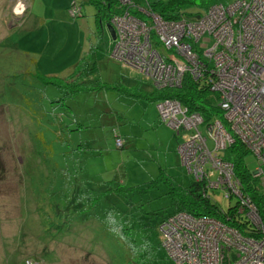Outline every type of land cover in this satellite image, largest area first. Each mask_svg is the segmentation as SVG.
Wrapping results in <instances>:
<instances>
[{
	"label": "rangeland",
	"instance_id": "obj_1",
	"mask_svg": "<svg viewBox=\"0 0 264 264\" xmlns=\"http://www.w3.org/2000/svg\"><path fill=\"white\" fill-rule=\"evenodd\" d=\"M31 1L0 0V264H128L122 245L104 233L97 215L74 216L68 221L58 211V191L66 179L73 180L64 176V168L77 160L74 146L83 143L92 150L98 147L99 153L89 152L95 158L90 155L88 172L95 180L107 171L109 180L116 179L121 187L133 189L160 177L158 169L162 167L170 183L174 179L169 175L190 186L194 176L177 161L178 145L190 133L182 131L181 138L175 137L176 130L160 122L157 103L145 97L146 93L156 92L153 83L112 58L115 42L108 23L104 22L103 29L94 23L96 7L83 6L84 15L73 17L70 6L63 8L66 1L61 7V0H50L46 17L56 11L55 16L62 15L64 23L49 24L35 34L40 18L31 14L30 20L22 18L11 28L18 17L25 16ZM77 1L81 7L83 0ZM139 1L141 6H147L146 0ZM236 1L196 0V5L187 7L185 13L197 17L205 7L232 5ZM91 28L99 32V39L90 32ZM207 40L204 37L201 45L212 47L214 43ZM91 44L98 47L99 64L90 79H100L101 83L88 84L83 87L87 92L77 91L74 98L65 97L70 89L50 83L48 78L70 76L74 64L81 61ZM114 129L128 139L123 150L116 148ZM202 131L206 135V129ZM58 134L66 137L62 145ZM208 146L215 152L213 140L209 139ZM61 149L69 151L67 158L58 155ZM227 150L219 151V155L231 163L224 159L229 156ZM245 158L248 169L257 176L258 157L248 154ZM212 177L217 183L218 172ZM231 190L230 200L222 186L210 188L209 194L224 209L236 201L242 207L240 193L236 195L233 187ZM165 191L161 187L140 197L126 195L124 201L126 210L135 209L134 218L140 221L137 226L144 228L155 244L159 234L149 226L157 225L164 214L168 216L173 211L172 198L164 195ZM258 228L256 232L262 237Z\"/></svg>",
	"mask_w": 264,
	"mask_h": 264
},
{
	"label": "built area",
	"instance_id": "obj_2",
	"mask_svg": "<svg viewBox=\"0 0 264 264\" xmlns=\"http://www.w3.org/2000/svg\"><path fill=\"white\" fill-rule=\"evenodd\" d=\"M120 2L125 11L113 16L110 22L117 34L112 58L137 70L156 87L166 89L181 88L186 73L200 79L208 72L213 77L211 89L220 94L231 131L259 159L256 173L264 188V0L215 4L191 21H168L147 13L154 27L130 13L134 0ZM70 11L72 15H81L76 4ZM152 30L165 50L172 52L169 58L152 44ZM206 36L208 42L214 43L212 47L201 45ZM157 108L162 122L177 134L190 133L178 152L195 181L205 180L209 189L222 186L227 198L232 196L233 187L236 195L240 193V213L248 217V224L254 229L259 227L263 232L262 237L259 232L243 236L213 218L197 219L178 213L161 228L163 246L174 264H264V220L251 200L244 198L233 163L219 155L235 141L230 131L217 122L208 126L204 135L201 115L189 113L177 100L161 101ZM209 139L214 141L215 152L208 146ZM122 145L118 140L117 146ZM214 172H218L217 183L213 182Z\"/></svg>",
	"mask_w": 264,
	"mask_h": 264
},
{
	"label": "trees",
	"instance_id": "obj_3",
	"mask_svg": "<svg viewBox=\"0 0 264 264\" xmlns=\"http://www.w3.org/2000/svg\"><path fill=\"white\" fill-rule=\"evenodd\" d=\"M147 1V11L142 14L139 13L136 8L137 4H135L134 7L130 8V13H132L139 20L151 24L153 27L154 21H152V18L148 16L147 13L157 14L163 20L168 21H177L180 18L191 21L203 15L210 8L205 7V12L199 14L197 17H193L191 15L188 16L185 13V9L190 5H196V0ZM89 3L96 7L99 22L97 23L102 29L104 28V22L111 24L110 22L113 16L123 14L125 11L120 0H90ZM74 4L77 5L76 2H74ZM72 5H70V7H72ZM79 8L81 12V7ZM81 15H83L82 12ZM72 16L77 17V15ZM151 32L153 33L151 41L154 47H156V49H158L163 56L169 58L168 54L172 52L170 51L169 53L165 50L164 46L159 41V36L154 33V30ZM90 47V50L85 53V56L81 59V61L74 64V70L70 76L59 78L57 80L54 78H48V76L44 75L46 78L51 80L50 83H54L58 86L61 85L70 89V91L66 92L65 97L74 98L77 91H86L83 87L88 84H92L93 82L101 83L100 79L94 81L90 79L94 77L93 75L98 71L97 67L99 64V60L96 59L98 50L97 45L94 46L91 44ZM162 50H164L165 54L162 53ZM143 78L153 83L152 80L146 77ZM183 78L184 81L181 88L176 89L156 87L153 83L156 92L152 94L146 93L145 97L155 101L157 106L159 102L169 99L177 100L180 103L182 102V104L188 109L189 113H197L201 115L204 124L201 129H206L208 126L214 125L217 122H220L227 127L235 141L227 150L229 156L224 159L233 163L236 176L239 181H241V190L244 193V198H249L251 200V203L257 207L259 216H261L264 220L263 180L259 176L253 174L246 165L245 156L252 153L248 147L245 146V144L241 143L237 135L231 131L230 124L225 119L226 112L221 107L220 94L219 92H214L211 89L213 77H211L207 72L200 79L194 78L190 73H186ZM57 102L60 101L57 100ZM157 113L159 114L158 108ZM159 120L162 122L160 114ZM181 134L182 133L177 134L176 132L174 135L181 138ZM58 136V139L61 140V145L64 144L66 137L59 134ZM113 139L115 140L116 148L119 150L125 149L128 144V139L125 137L123 138L122 134L117 132V129H114ZM118 140H121L123 143L121 147L117 146ZM186 140H183V142ZM54 142L55 138L51 140L52 144L50 148L52 149L55 145ZM183 142L179 143L178 147L183 144ZM66 143L68 142L66 141ZM91 143H93V141ZM82 146L84 153L83 159ZM90 147V145L85 146L83 143L74 146L73 154L78 153L75 157L77 160H75L73 166L67 164L64 168L66 172L64 176H70L73 180L72 182H69L66 179L65 184L61 185L58 191V202L56 205L59 206L58 211L63 213L68 221H70L74 216L89 214V217H91L92 213L97 215L99 223H101L104 228V233L111 235L120 243V245H122V251L125 252L124 257L126 258L128 264H174L170 255H168L166 247L163 246V232L161 228L163 223L167 221L168 218L180 212L187 213L193 218H213L232 229H237L243 236H252V234L256 233V229L248 224V217L243 215V213H240L241 206L238 205V201H236L235 204L230 205L228 209H224L212 200V197L209 194L210 189L206 187L207 185L205 183L194 180L190 186L184 187L178 183V180L175 177L169 175L170 178L174 179V181L170 183L168 173L162 167L160 168V177L149 181V183L138 185L137 188L133 189L121 187V182L118 183L116 179L109 180L107 171H103L98 174L101 177H97V180L93 179V176H91L88 172L90 170L88 163H90L89 160L91 155L89 152H98L99 150L97 149L98 147L93 150ZM68 152L69 151L64 152V150L61 149L58 155H63L65 159L67 158ZM94 153L96 152H93V154ZM91 157L95 158L92 155ZM83 169L85 176L84 183ZM115 182L118 183L116 186ZM161 187L166 189L164 195L169 197L171 196V206L173 211L172 214L168 216L164 214L162 221L157 225L149 226L150 228L153 226L155 231L159 234L158 244H155L153 237H147V234L144 232V228H139L137 226L140 221H136L134 218V211H132L135 210L133 208L134 204L128 205L133 208L131 211H128L125 209L124 201L126 199V195H139L140 197L150 191L153 192L155 190H160ZM121 191H123V194L125 195L119 193ZM121 196H124V199L121 198ZM228 200L230 199L228 198ZM149 227L147 226L148 229Z\"/></svg>",
	"mask_w": 264,
	"mask_h": 264
},
{
	"label": "crops",
	"instance_id": "obj_4",
	"mask_svg": "<svg viewBox=\"0 0 264 264\" xmlns=\"http://www.w3.org/2000/svg\"><path fill=\"white\" fill-rule=\"evenodd\" d=\"M54 1H56V0H54ZM65 1H66V4H65V6L63 7V4L65 3ZM72 1H74V2H76V3H79L77 0H61V7H63L64 9H69L70 7V4H71V2ZM89 1L90 0H83V2H82V6H81V12H82V10H83V6H92L93 7V5H91L90 3H89ZM147 1V0H146ZM151 1V0H150ZM74 2H73V4H74ZM134 2H135V4H137V10L139 11V13H144L145 11H147L148 9V1H147V6L146 7H143V6H141V4H140V1L139 0H134ZM40 5L39 6V11L37 12V13H35V7H36V5ZM50 5H51V2H50V0H32L31 1V4H30V6L28 7L29 9H28V11H27V13L25 14V16L24 17H18L17 19H16V22H13L14 24H12L11 25V28H13L15 25H18L19 23H21L23 20H21L22 18H27V21L28 20H30L29 19V17L31 16V14H33V15H35V17H36V19H37V17L38 18H40L39 20V22H41L42 21V24L41 23H39L38 21H36V23H37V25L39 24V26L40 27H38V29L36 30V31H34L35 32V34L41 29V28H44L45 26L46 27H48V25L49 24H53V23H64L65 22V19L62 17V15H59V17H57V16H55V13H56V11L54 12V15H51V17L49 18V17H46L47 16V14H48V12H49V7H50ZM55 5V4H54ZM31 8V9H30ZM56 10H58L57 8H55ZM31 10H32V12H31ZM96 12H97V10H96ZM35 13V14H34ZM42 13H43V15H42ZM83 13V15H84V12H82ZM98 13V12H97ZM97 13H96V17H95V22L94 23H96L97 25H99L98 23V18H97ZM46 14V15H45ZM30 15V16H29ZM79 17L80 16H82V15H78ZM84 18V16L82 17V19ZM52 19H55V21H51L50 22V20H52ZM79 19H81V18H79ZM81 19V20H82ZM77 22V21H76ZM98 22V23H97ZM90 32H92V34L93 35H95V37L96 36H98V39L100 38V35H99V32H97V31H93V28H91V30H90ZM102 32H103V30H102ZM102 35H103V33H102ZM91 48V47H90ZM18 49V48H17ZM26 52V51H25ZM136 74V73H135ZM136 75H139V74H136ZM135 77V76H134ZM135 78H139L140 79V77H135ZM136 79V80H137ZM142 79V78H141ZM135 80V79H134ZM136 83V82H135ZM134 84V83H133ZM157 115H158V118H159V114L157 113ZM176 137V136H175ZM177 155H178V150H177ZM178 157H179V155H178ZM177 161L179 162V164L181 165L182 163H181V160L180 159H177ZM158 171H159V173H160V168L158 169ZM179 183V182H178ZM180 184V183H179ZM180 185H182V186H186V184L184 185V184H180Z\"/></svg>",
	"mask_w": 264,
	"mask_h": 264
},
{
	"label": "water",
	"instance_id": "obj_5",
	"mask_svg": "<svg viewBox=\"0 0 264 264\" xmlns=\"http://www.w3.org/2000/svg\"><path fill=\"white\" fill-rule=\"evenodd\" d=\"M107 29L109 30V33L111 34L113 41L116 42L117 41V34H116V31H115L113 25L108 23Z\"/></svg>",
	"mask_w": 264,
	"mask_h": 264
}]
</instances>
